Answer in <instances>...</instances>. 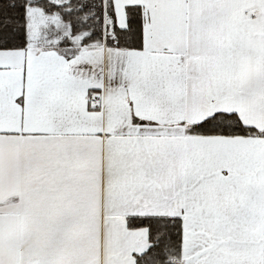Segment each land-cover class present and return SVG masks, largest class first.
<instances>
[{
    "label": "snow or ice",
    "instance_id": "snow-or-ice-1",
    "mask_svg": "<svg viewBox=\"0 0 264 264\" xmlns=\"http://www.w3.org/2000/svg\"><path fill=\"white\" fill-rule=\"evenodd\" d=\"M0 264H264V0H0Z\"/></svg>",
    "mask_w": 264,
    "mask_h": 264
}]
</instances>
